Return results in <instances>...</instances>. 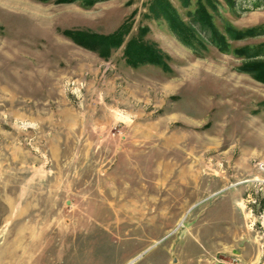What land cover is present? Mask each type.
<instances>
[{
    "label": "rangeland",
    "instance_id": "rangeland-1",
    "mask_svg": "<svg viewBox=\"0 0 264 264\" xmlns=\"http://www.w3.org/2000/svg\"><path fill=\"white\" fill-rule=\"evenodd\" d=\"M168 1L201 43L151 0H0V264H264V33L226 31L264 0ZM141 27L164 66L126 61Z\"/></svg>",
    "mask_w": 264,
    "mask_h": 264
},
{
    "label": "trees",
    "instance_id": "trees-1",
    "mask_svg": "<svg viewBox=\"0 0 264 264\" xmlns=\"http://www.w3.org/2000/svg\"><path fill=\"white\" fill-rule=\"evenodd\" d=\"M185 3L187 1L183 0ZM203 4H201L200 8H198L193 14L192 23L196 26H199L203 30H207L210 32V39L215 40V36H217L220 40H225V35L221 34L213 23L210 20V15L203 8ZM150 12H152L155 17L162 16L167 20L170 28L178 35V37L186 44H190L192 39H195L201 43V39L195 34V29L190 25L185 23L177 14L175 8L171 5L168 0H151L149 4ZM227 34L231 37L239 38L245 36H255L264 33V26L261 27H251L246 30H236L231 26L226 27ZM129 32V25L122 23L115 31L110 34L99 35L93 33H83L79 30H64V33L72 38L79 44H82L85 47L97 49L102 54L109 53L111 48H115L120 46L127 36ZM147 32V27L139 28L138 34L135 36H131L128 38L124 45V54L126 57V61L132 65H137L141 62H152L157 65L164 66L163 56L160 53L159 49L156 47L154 42H149L145 40L143 37ZM85 37V39H83ZM102 45L103 48H99L98 46ZM226 42L223 46H226ZM249 47H241L237 49L239 52L246 53L248 55ZM260 49L252 50L250 56H254L257 54L259 56ZM244 51V52H243ZM247 71L255 72V76L258 80L264 82V59L256 58L246 62Z\"/></svg>",
    "mask_w": 264,
    "mask_h": 264
}]
</instances>
